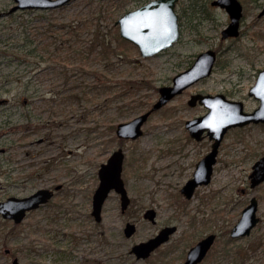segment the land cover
<instances>
[{"label": "rangeland", "instance_id": "1", "mask_svg": "<svg viewBox=\"0 0 264 264\" xmlns=\"http://www.w3.org/2000/svg\"><path fill=\"white\" fill-rule=\"evenodd\" d=\"M241 1L242 35L223 40L221 30L229 21L224 8L211 5V0H179L180 39L150 57L120 43L115 24L141 0H74L60 8L0 17V40L6 39L8 46L12 42L18 51L15 61L0 57V99L7 97L17 105H0V200L63 185L19 224L3 221L0 214V264H12L14 258L21 264H181L187 250L211 232L218 237L202 264H264V182L251 188L249 179L254 159L264 154V127L251 124L230 131L211 181L199 185L191 199L180 194L210 148L209 139L195 141L185 127L187 119L205 112L203 106L187 103L190 94L223 92L242 100L246 111L259 105L248 90L264 66V15L258 16L264 0ZM12 2L0 0V11ZM89 20L90 31L82 30L79 36L60 27L68 23L75 28ZM95 24L105 46H114L111 69L87 48ZM21 44L36 48L38 56L30 60L22 55L19 60L25 52L17 48ZM208 48L220 50L211 76L154 111L139 138L116 135L119 122L149 109L159 87ZM127 81L136 82L138 89L123 90ZM25 97L32 102L24 104ZM119 147L125 152L122 176L131 203L122 212L120 195L112 191L97 222L91 210L98 170ZM252 196L259 202L260 222L249 235L232 239L229 230ZM147 208L157 211L155 223L144 218ZM129 221L137 229L127 237L124 227ZM173 224L177 231L148 259L139 260L130 252L133 244Z\"/></svg>", "mask_w": 264, "mask_h": 264}, {"label": "water", "instance_id": "2", "mask_svg": "<svg viewBox=\"0 0 264 264\" xmlns=\"http://www.w3.org/2000/svg\"><path fill=\"white\" fill-rule=\"evenodd\" d=\"M73 0H15L9 11L12 13L19 9H54L62 7ZM177 0H151L133 10L122 14L116 23L120 26V35L134 43L143 57L153 56L172 46L180 36L179 15L175 10ZM213 5L225 7L231 17L229 25L222 30V37L236 36L239 34V21L243 13V5L240 0H213ZM264 13V8L261 14ZM4 13H0V16ZM217 52L207 49L197 54L194 62L186 69L173 76L172 83L159 88L160 96L150 109L138 114L134 118L119 122L116 134L120 138L137 139L143 134V125L150 114L161 108L175 95L180 94L186 88L209 76L212 73ZM250 93L260 98L261 104L254 112H245L242 102L228 99L223 93L215 95L195 93L188 103L196 105L197 102L209 107V111L201 116L188 119L185 122L190 135L200 140L207 131L209 137L214 139L211 151L202 157L196 164L193 176L181 188V192L191 198L197 186L208 184L211 180L213 165L216 162L218 148L225 132L232 126L244 125L251 121H264V68L260 70L256 84L251 87ZM125 153L122 147L114 150L106 162L101 163L98 170L99 184L92 197V211L96 221L102 220L103 206L112 191L120 195L121 210L125 211L131 202L122 177ZM251 185L255 186L264 180V157L255 165L250 175ZM53 196V191L47 188L38 189L35 193L26 197L11 196L0 202V213L16 223L21 222L26 212L38 208ZM257 199L252 198L243 209L242 215L232 228L231 235L240 237L251 232L260 218L257 216ZM157 212L154 208H148L144 217L156 222ZM134 222H127L124 234L132 236L136 231ZM177 230L176 225H166L157 234L147 240L135 243L131 252L138 259L147 258ZM215 234H209L192 246L183 264H197L201 262L215 240ZM12 264H21L14 258Z\"/></svg>", "mask_w": 264, "mask_h": 264}, {"label": "flooded vegetation", "instance_id": "3", "mask_svg": "<svg viewBox=\"0 0 264 264\" xmlns=\"http://www.w3.org/2000/svg\"><path fill=\"white\" fill-rule=\"evenodd\" d=\"M142 1V3L141 4H139L138 6H136V7H134V8H132V9H128L127 11H129V10H133V9H135V8H137V7H139V6H141V5H143V4H145V3H147V2H149V1H151V0H141ZM212 1L213 0H211V5H213L212 4ZM241 1V0H240ZM15 0H13V2H12V4L7 8V9H5V10H2V11H0V13H4L3 15H1L0 17H7V18H11L12 17V15H14L17 11H19V10H31V9H19V10H16V11H14V12H12V13H8V14H6L8 11H9V9L13 6V5H15ZM178 3H179V0H177V2H176V5H175V10H176V12L178 11L177 10V6H178ZM241 3H242V1H241ZM242 5H243V13H242V16H241V18H240V21H239V34L238 35H236V36H228V37H222V30L224 29V28H226L228 25H229V23L231 22V17H230V14H229V12L226 10V8L225 7H221V6H219V7H221V8H224L226 11H227V13H228V16H229V21H228V23H227V25L221 30V38L223 39V40H228V39H234V38H238V37H240L241 35H242V24H243V22H244V4L242 3ZM213 6H218V5H213ZM263 8H264V6H261V8H260V11H259V13H258V16L259 17H261V16H263L264 15V13L263 14H261V12H262V10H263ZM127 11H125V12H127ZM124 12V13H125ZM178 13V12H177ZM178 15H179V13H178ZM181 16H179V18H180ZM115 24L116 25H118V27L120 28V26H119V24L118 23H116V21H115ZM179 24H180V36H179V39H180V37H181V21L179 20ZM177 42V41H176ZM175 42V43H176ZM131 43V42H130ZM174 43V44H175ZM134 47H136L133 43H131ZM173 44V45H174ZM4 45V46H3ZM172 45V46H173ZM30 46V45H29ZM171 46V47H172ZM7 47L9 48V49H7ZM12 47V48H11ZM14 47H16L14 44H12L11 45V43H10V46H8V42L6 41V39L4 40V39H2V40H0V57L2 56L3 58H6L8 61H10V60H16L17 59V57H18V52L17 51H14L15 49H13ZM18 48V47H17ZM17 48H16V50H17ZM34 49V47H31L30 46V49ZM208 49H210V48H208ZM211 49H214L216 52H217V57H216V61H215V64H214V67H213V70L215 69V66H216V63H217V61H218V58H219V55H220V50L218 49V48H211ZM167 50V49H166ZM207 50V49H206ZM165 51V50H164ZM37 51L35 50H32L31 52H29V58H30V60H31V58L32 57H36V56H38L37 55V53H36ZM162 52V51H161ZM160 53V52H159ZM197 56V55H196ZM196 56H195V58H196ZM195 58H194V60H195ZM19 60H23V57H19ZM30 60H26L27 62H28V64H30L31 65V61ZM193 60V61H194ZM193 61L191 62V64L193 63ZM190 64V65H191ZM189 65V66H190ZM33 67V65L31 66V68ZM264 68V66L263 67H261L260 69H258V72H257V74H256V78H255V82L250 86V88H249V90H248V94L249 95H251V96H254L255 98H257L254 94H251L250 93V89H251V87H253L255 84H256V81H257V78H258V76H259V72H260V70H262ZM213 70H212V73H213ZM29 72H32V70L31 71H29ZM176 75V74H175ZM209 76H211V75H209ZM209 76H207V77H209ZM207 77H205V78H207ZM31 79H32V77H31ZM172 79H173V77H172ZM172 79H171V82L169 83V84H171L172 83ZM204 79V78H203ZM202 80V79H201ZM167 85V84H166ZM186 90V89H185ZM184 90V91H185ZM183 91V92H184ZM183 92H181L180 94H182ZM195 93H202V94H211V95H215V94H218V93H223V92H217V93H205V92H195ZM195 93H192V94H195ZM180 94H177V95H175L172 99H174L176 96H178V95H180ZM192 94H190V97H191V95ZM228 99H231V100H236V101H241L242 102V106H243V110L245 111V112H248V113H250V112H254L259 106H260V104H261V100H260V98H257L258 100H259V105L256 107V108H254L252 111H246L245 109H244V103H243V101L242 100H239V99H234V98H232V97H230L229 95H227L226 93H223ZM159 95H160V93H159ZM30 96H32L33 97V93L30 95ZM159 97V96H158ZM190 97H189V99H190ZM15 98H17V99H19V97L18 96H16ZM29 98L30 97H25L24 99H23V103L24 104H26V105H28V104H30L31 102L29 101ZM171 99V100H172ZM189 99L187 100V103H188V101H189ZM170 100V101H171ZM18 102V101H17ZM189 104V103H188ZM201 105V106H203L204 108H205V112L203 113V114H201V115H204V114H206L208 111H209V107H207L206 105H204V104H200L199 102H197V104L196 105ZM0 105H6V107L7 108H9V109H12V108H15L17 105H16V103H11L10 104V101H9V98H7V97H5V98H2V99H0ZM166 105V104H165ZM190 105V104H189ZM196 105H190V106H196ZM201 115H198V116H201ZM195 117H197V116H195ZM194 118V117H193ZM189 119H192V118H189ZM188 120V119H187ZM186 122V121H185ZM251 124H255V125H257V126H260V127H264V121H258V122H255V121H251V122H249V123H246V124H244V125H237V126H232V127H230L226 132H225V134H224V136H223V138H222V140H221V142H220V145H219V148H218V153H217V157H216V162L218 161V157H219V153H220V151H221V149H222V146H223V143H224V141H225V137H226V135L230 132V131H232L233 129H236V130H241V129H243L244 127H247V126H249V125H251ZM185 127H186V125H185ZM188 130V129H187ZM189 131V130H188ZM190 134V133H189ZM191 136V135H190ZM192 137V136H191ZM192 139L193 140H195V141H204V140H206V139H209V141H210V148L209 149H207V151H206V153L204 154V156L206 155V154H208L210 151H211V149H212V145H213V142H214V139H211L210 137H209V135H208V133H207V131L205 132V135H204V137L202 138V139H200V140H197V139H195V138H193L192 137ZM4 151V148L3 147H0V154L2 153ZM204 156H202V157H204ZM201 157V158H202ZM264 157V154H260V155H258V156H256V158L254 159V162H253V164H252V166H251V172L249 173V179H250V187L251 188H254V187H256V186H258V185H260V184H262L263 182H264V180L263 181H261L260 183H258L257 185H255V186H252L251 185V177H250V175L252 174V172L254 171V165L261 159V158H263ZM200 158V159H201ZM199 161V160H198ZM197 161V162H198ZM197 162H196V164H197ZM216 162H215V164H216ZM196 164H195V169H196ZM215 164L213 165V172H214V166H215ZM195 169H194V171H195ZM12 170V169H11ZM194 171H193V173H194ZM0 172H4V162H3V160L1 159V157H0ZM213 172H212V176H213ZM212 176H211V179H212ZM192 177V176H191ZM190 177V178H191ZM189 179V178H188ZM187 179V180H188ZM187 180H186V182H187ZM211 181V180H210ZM185 182V183H186ZM184 183V184H185ZM183 184V185H184ZM183 185L181 186V188L183 187ZM63 185L62 184H57V185H55L54 186V188H52V187H41V188H47V189H50L51 191H53V196L55 195V191L56 190H58V189H60L61 187H62ZM198 187V186H197ZM196 187V188H197ZM41 188H38V189H41ZM181 188H180V194L184 197V199L185 200H188V199H191L193 196H194V194H195V192H194V194L192 195V197L191 198H187L182 192H181ZM38 189H36L35 191H33V192H31L30 194H28V195H24V196H19V195H10V196H7L5 199H3V200H0V202H2V201H5L7 198H9V197H11V196H16V197H26V196H29V195H31V194H33V193H35ZM196 190V189H195ZM241 191H243V192H246V189L243 187V188H241ZM52 196V197H53ZM51 197V198H52ZM256 198L257 199V197H255V196H252L251 198H250V200H249V202L243 207V209L250 203V201H251V199L252 198ZM50 198V199H51ZM49 199V200H50ZM48 200V201H49ZM47 201V202H48ZM46 202V203H47ZM257 202H258V199H257ZM46 203H44V204H46ZM258 204H259V202H258ZM43 205V204H42ZM41 206V205H40ZM39 206V207H40ZM243 209H242V211H243ZM257 210H258V205H257ZM30 211H32V210H29V211H27L26 212V215H25V217H24V219L26 218V216H27V214L30 212ZM123 212V211H122ZM1 214V213H0ZM241 215H242V212H241ZM241 215H240V217H241ZM258 216V215H257ZM1 217H2V219H3V221H11L13 224H17L13 219H9V218H5L2 214H1ZM239 217V218H240ZM259 217V216H258ZM260 218V217H259ZM23 219V220H24ZM22 220V221H23ZM239 220V219H238ZM237 220V221H238ZM21 221V222H22ZM236 221V222H237ZM20 222V223H21ZM236 222L232 225V227L230 228V230H229V235H230V237L232 238V239H238V238H240V237H245V236H247V235H249V234H247V235H244V236H240V237H233L232 235H231V231H232V228L234 227V225L236 224ZM260 222V220L258 221V223ZM257 223V224H258ZM256 224V225H257ZM255 225V226H256ZM254 226V227H255ZM253 227V228H254ZM252 228V229H253ZM177 231V230H176ZM252 231V230H251ZM215 234L216 236H215V240H214V242H213V244H212V246L210 247V249L207 251V253H206V255H205V257H204V259L201 261V262H199V263H197V264H202V262H204L205 261V259L209 256V253H210V251H211V249H212V247H213V245H214V243L216 242V240H217V237H218V235H217V233L216 232H211V233H208V234H206L204 237H206L207 235H209V234ZM204 237H202V238H204ZM201 238V239H202ZM201 239H199V240H201ZM198 240V241H199ZM197 241V242H198ZM196 242V243H197ZM196 243H194L192 246H194ZM191 246V247H192ZM190 247V248H191ZM189 248V249H190ZM189 249L187 250V252H186V256H185V258L183 259V261L181 262V264H183V262L185 261V259H186V257H187V253H188V251H189ZM7 252H9V250H7ZM131 252V251H130ZM132 253V252H131ZM153 253H151V255H152ZM150 255V256H151ZM149 256V257H150ZM149 257H147V258H145V259H143V258H140L141 260H146V259H148ZM137 258V257H136ZM138 259V258H137ZM139 259V260H140Z\"/></svg>", "mask_w": 264, "mask_h": 264}, {"label": "trees", "instance_id": "4", "mask_svg": "<svg viewBox=\"0 0 264 264\" xmlns=\"http://www.w3.org/2000/svg\"><path fill=\"white\" fill-rule=\"evenodd\" d=\"M64 24V26H66V28H68L67 30H66V28H64V27H62V26H60L62 29H65V31H66V33L68 32L69 34H72V33H76L77 34V36H79V34H80V31H82V30H85V29H87L88 31H90V29H91V25H92V22L89 20V22H87L86 24L85 23H80L79 25H77V27H75V28H70L69 26H71V25H69L68 23H63ZM99 24H97V26H96V24H95V26H94V28H93V31H92V38H91V42L90 43H88V49H89V51H90V53H96L99 57H102L103 59H105L104 61H106L107 62V66H109V69H111V67H112V65H114L115 66V63L113 62H110L109 60H111V52H112V48H114V46H111V45H109L110 46V48H108V46L106 47L105 46V42H106V39H105V37L104 36H102V34L100 33V30H99ZM79 32V33H78ZM118 39L120 40V43H126V45H128V46H130V47H134L130 42H128V41H126V40H124V39H120V37H119V33H118ZM109 42V41H108ZM9 43V42H8ZM11 43V45L13 44L12 42H10ZM109 44H111V42L109 43ZM117 45V44H116ZM87 46V45H86ZM116 47V46H115ZM67 48H69V47H67ZM71 48H73V47H71ZM126 48H128V47H126ZM18 49H20V50H25V52L24 53H22L21 54V57H22V55L23 56H26V55H29V52H31L32 50H36V48H32V49H30V46H29V44H21V45H19L18 46ZM80 50H81V48H79V51H77V50H75V51H77V53H79V54H82L81 52H80ZM18 52V51H17ZM110 63L112 64V65H110ZM113 66V67H114ZM99 78H100V76H99ZM135 84H136V82H134V81H127L123 86H121V87H123L122 89L123 90H127V91H130V90H132V92H134L136 89H138L137 87H135ZM240 250V249H239ZM238 250V251H239ZM237 251V253H238V255H239V252ZM165 263V262H164Z\"/></svg>", "mask_w": 264, "mask_h": 264}]
</instances>
